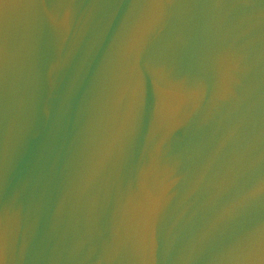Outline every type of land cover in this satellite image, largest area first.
Here are the masks:
<instances>
[{
  "label": "water",
  "instance_id": "95a60500",
  "mask_svg": "<svg viewBox=\"0 0 264 264\" xmlns=\"http://www.w3.org/2000/svg\"><path fill=\"white\" fill-rule=\"evenodd\" d=\"M0 264H264V0H0Z\"/></svg>",
  "mask_w": 264,
  "mask_h": 264
}]
</instances>
